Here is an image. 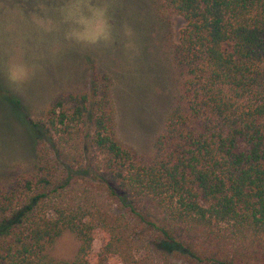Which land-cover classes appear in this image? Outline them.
<instances>
[{
	"label": "trees",
	"instance_id": "16d2710c",
	"mask_svg": "<svg viewBox=\"0 0 264 264\" xmlns=\"http://www.w3.org/2000/svg\"><path fill=\"white\" fill-rule=\"evenodd\" d=\"M153 4L185 23L153 155L117 138L108 74L57 93L30 161L0 178V264H264V0ZM63 234L77 248L56 260Z\"/></svg>",
	"mask_w": 264,
	"mask_h": 264
},
{
	"label": "rangeland",
	"instance_id": "374dc122",
	"mask_svg": "<svg viewBox=\"0 0 264 264\" xmlns=\"http://www.w3.org/2000/svg\"><path fill=\"white\" fill-rule=\"evenodd\" d=\"M107 8L113 29L112 43L83 45L64 35L73 25L66 13L77 14L78 0H0V178L21 170L33 156L34 137L29 123L61 91H85L92 69L109 75L115 111V132L123 144L139 155H153V141L162 131L165 117L178 89L172 46L178 43L184 21L170 15L158 18L153 0H88ZM38 20L53 23L45 31ZM130 30L131 37L126 35ZM132 43L133 47L127 45ZM17 61L36 69L22 88L8 83L7 66ZM18 102L20 113L6 103ZM28 125H27V124ZM101 237L93 243L95 256ZM77 243L63 234L50 251L56 260L70 259ZM119 264L115 258L104 263Z\"/></svg>",
	"mask_w": 264,
	"mask_h": 264
},
{
	"label": "clouds",
	"instance_id": "9594fccd",
	"mask_svg": "<svg viewBox=\"0 0 264 264\" xmlns=\"http://www.w3.org/2000/svg\"><path fill=\"white\" fill-rule=\"evenodd\" d=\"M78 3L77 14H65L64 22L73 25V27L65 33L64 39L68 42L83 45H95L101 42L112 43L113 29L107 8L92 6L88 0H78ZM37 24L45 31L53 30L51 20H38ZM126 35L131 37V31H126ZM127 47L132 48V43L130 42ZM35 71L34 67L30 68L23 62L13 61L7 66L6 79L10 85L22 88L35 75Z\"/></svg>",
	"mask_w": 264,
	"mask_h": 264
}]
</instances>
